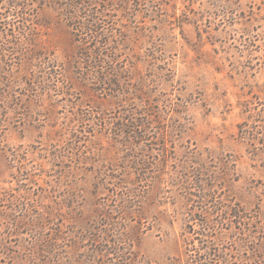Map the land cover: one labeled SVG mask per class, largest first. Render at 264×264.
<instances>
[{
  "label": "rangeland",
  "instance_id": "1",
  "mask_svg": "<svg viewBox=\"0 0 264 264\" xmlns=\"http://www.w3.org/2000/svg\"><path fill=\"white\" fill-rule=\"evenodd\" d=\"M116 5L112 21L122 32V25L129 28L135 55L144 61L132 77L146 75L148 88L155 87L152 100L171 106L172 121L156 124L146 143L150 161L136 171L116 158L102 122L118 116L117 99L75 79L74 92L41 95L29 86L32 70L16 58L12 88L0 95V264H43L35 256L41 231L63 238L53 264H201V243L196 239L188 251L185 240L206 217L216 236L202 264H264V0ZM36 22L47 24H36L44 34L40 45L67 60L73 51L67 22L51 11H40ZM89 112L103 125L95 131L88 125L93 135L81 149L69 132L82 130L78 118ZM164 144L166 158L159 155ZM130 172L138 185L125 194L134 198L132 213L114 215L117 225L109 228L121 238L99 237L101 210L123 204L109 180ZM183 173L195 181L181 187ZM204 191L222 202V211L244 208L256 217L239 222L206 214L214 205L200 197ZM107 239L124 248V260L95 253Z\"/></svg>",
  "mask_w": 264,
  "mask_h": 264
},
{
  "label": "trees",
  "instance_id": "2",
  "mask_svg": "<svg viewBox=\"0 0 264 264\" xmlns=\"http://www.w3.org/2000/svg\"><path fill=\"white\" fill-rule=\"evenodd\" d=\"M118 1L107 0L99 3L96 0H0V4H2L0 9H3L0 11V15H3V18L0 17V95H5L12 88L11 78L14 76L16 58H18L19 62L17 63L32 70L31 77L26 75L29 86L41 95L52 97L54 92L59 95H65L70 90L74 92L73 86L70 85L73 82L71 79H75L99 95L117 99L120 111L118 116H115L113 120L103 119L102 122L105 127L110 129V136L117 145L116 158L127 165L135 164L137 171L139 167L142 168L150 161L146 143L152 141L153 129L158 128L156 124L163 127L168 125L172 121V112L168 103L161 105L160 100H152L155 87L148 88L146 75L140 73L138 78L132 77L133 72L138 71L140 63L144 61L135 55V49L132 47L135 45V38L131 36L129 28L122 25L121 27L125 29L122 32L112 21L111 11H117ZM123 9L126 11V8ZM40 11L54 12L59 19L67 22L73 47V51L67 55V60L59 61L54 53H48V50L40 45L44 39V34L37 28L39 23L36 22ZM130 16L129 12L125 16L128 17V21ZM108 18H111L109 22H114L111 26L107 24ZM41 26L47 27V24L42 23L39 27ZM73 84L75 85V83ZM156 114L159 115V118L156 117ZM95 119L91 112L88 115L79 116L78 120L82 124V130L74 128L69 132L72 141L76 142L73 143L74 146L84 147L85 137L93 135L92 131L87 130L88 125L91 127L94 125V131L98 129V126L103 125L100 122L97 123ZM87 121L90 124L86 123ZM162 147L163 149L159 150V155L162 154L166 158L165 153L170 152V148L167 147V144ZM160 161L165 163L163 159ZM182 169L187 172V164H184ZM138 175V179L141 178L140 174ZM145 175H142L144 179L152 177ZM180 178L182 179L181 187H186L190 182L195 181L194 178L190 179L188 173L187 175L183 173ZM136 182L135 179L131 180V172L128 175H117L114 180H109V184L116 188V194L120 196V202L123 204L112 209L101 210V215L99 214L98 217H101L103 224L100 222V226H105L106 230L100 227L99 237L121 238L122 232H115L109 228L117 225L114 215L121 216L132 213L134 198L132 195L125 196V194H134L135 188L138 186ZM196 183H200V181H196ZM209 193L212 194V192L204 191V195L200 196H207L206 204L213 203L214 205V210H206V214L239 222L251 221L256 217L250 215L244 208L237 210V208L228 206L226 211H222L220 208L222 202H215L213 196L209 200ZM129 196L130 198H128ZM196 219V214H191V221L195 222ZM190 229L195 231L192 230L193 228ZM112 231L114 232L112 233ZM41 232L36 240L35 256L43 264H53L52 258H60L63 253L64 248L59 242V239L63 238L60 233L43 234ZM195 235L201 237L195 238ZM214 236H216L214 225L211 224V219L206 217L199 230L193 232L185 240L188 251L195 249L196 239L199 240L202 245L201 249L204 251V257L200 258L201 264L207 263V258L211 257ZM106 242L105 248L95 250V253L113 255V257L122 260L126 258L127 252L119 243H112L109 239ZM110 243L115 247L109 249ZM110 263L112 261L108 264Z\"/></svg>",
  "mask_w": 264,
  "mask_h": 264
}]
</instances>
